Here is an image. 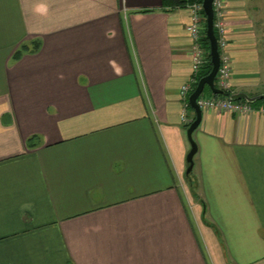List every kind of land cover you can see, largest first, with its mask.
<instances>
[{"label": "crops", "instance_id": "0c3cea01", "mask_svg": "<svg viewBox=\"0 0 264 264\" xmlns=\"http://www.w3.org/2000/svg\"><path fill=\"white\" fill-rule=\"evenodd\" d=\"M222 10L229 95L261 98L201 110L192 193L189 11L0 0V264H264V0Z\"/></svg>", "mask_w": 264, "mask_h": 264}, {"label": "built area", "instance_id": "2783aa9c", "mask_svg": "<svg viewBox=\"0 0 264 264\" xmlns=\"http://www.w3.org/2000/svg\"><path fill=\"white\" fill-rule=\"evenodd\" d=\"M223 2L224 0H212L213 26L216 32L219 52V67L215 76V86L222 90L224 94L222 93V96H217L212 92H202L197 98V104L201 110L214 108L224 112L248 114L252 111L250 102L246 100H231L229 97L230 66L229 56L226 52L227 40L225 37V25L223 23ZM179 5L185 7L190 14L186 31L191 39L189 59L193 76L190 83H185L180 88V97L183 101L182 118L183 120H186L185 112L189 106L188 95L193 91L194 86L197 83L196 75L202 69L208 57V52H206L205 49H202L206 17L202 8L201 0H180ZM192 84L194 86H192ZM262 112H264V108H262Z\"/></svg>", "mask_w": 264, "mask_h": 264}, {"label": "water", "instance_id": "95a60500", "mask_svg": "<svg viewBox=\"0 0 264 264\" xmlns=\"http://www.w3.org/2000/svg\"><path fill=\"white\" fill-rule=\"evenodd\" d=\"M202 8L205 14V35L209 41V55H210V63L211 68L209 73L202 76L196 83L195 88L188 96V101L190 107L194 110L195 116L194 119L191 120L188 127L186 128V135L190 142V150L187 153L186 156V162L189 163L186 168V174H188L190 171H192L193 167V156L196 153V144L192 138L193 131L198 127L200 121L202 112L200 107L197 104V98L199 95L204 91L205 86L208 87V89L214 93V94H222L223 91L217 88L214 84V79L219 67V52H218V46H217V38L214 32V26H213V8H212V0H202ZM231 100H238L240 98H244V100L248 102L255 101L258 98H261V96L257 97H248L244 93H236L229 96Z\"/></svg>", "mask_w": 264, "mask_h": 264}, {"label": "trees", "instance_id": "16d2710c", "mask_svg": "<svg viewBox=\"0 0 264 264\" xmlns=\"http://www.w3.org/2000/svg\"><path fill=\"white\" fill-rule=\"evenodd\" d=\"M202 1V0H201ZM172 3L174 4H180V0H172ZM215 32V30H214ZM215 35H216V32H215ZM203 43L204 45L206 46L207 48V51H208V57H207V62L205 63V65L202 67V69L199 71L198 73V76H197V80H199L202 76L206 75L207 73H209L210 71V68H211V63H210V55H209V41L206 37V35L204 34V37H203ZM209 89L208 87L205 86L204 88V92H208ZM224 94V93H223ZM222 94V95H223ZM228 94V93H227ZM217 95H221V94H217ZM194 119V116L192 118V120ZM191 122V121H190ZM189 125V124H188ZM187 125V127H188ZM189 163H187L188 165ZM186 180H187V183H188V186H189V189L190 191L193 193L196 191V186H197V180L195 178V176H193V173L192 171H190L188 174H186Z\"/></svg>", "mask_w": 264, "mask_h": 264}]
</instances>
